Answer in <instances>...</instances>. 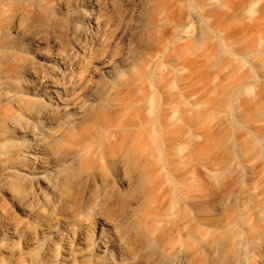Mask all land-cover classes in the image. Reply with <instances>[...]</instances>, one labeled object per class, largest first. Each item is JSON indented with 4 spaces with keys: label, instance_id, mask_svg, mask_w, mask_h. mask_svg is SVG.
I'll return each instance as SVG.
<instances>
[{
    "label": "rangeland",
    "instance_id": "374dc122",
    "mask_svg": "<svg viewBox=\"0 0 264 264\" xmlns=\"http://www.w3.org/2000/svg\"><path fill=\"white\" fill-rule=\"evenodd\" d=\"M148 2L155 23L93 115L27 150L0 132V264H192L219 247L228 264H262L264 0ZM19 3L0 0V12ZM14 51L0 46V64ZM30 97L0 74V116ZM42 175L66 195H50Z\"/></svg>",
    "mask_w": 264,
    "mask_h": 264
},
{
    "label": "bare ground",
    "instance_id": "6f19581e",
    "mask_svg": "<svg viewBox=\"0 0 264 264\" xmlns=\"http://www.w3.org/2000/svg\"><path fill=\"white\" fill-rule=\"evenodd\" d=\"M17 1L20 2L17 7L0 12V18H5L2 30L8 38L0 39V46L15 49L11 60L0 64V74L31 97L25 105L3 110L0 132L15 135L18 147L27 150L41 145L40 134L58 132L64 124L84 118L94 104L108 98V88L127 71L121 66L128 64L133 43L143 39L144 32L155 23L156 13L148 8V0H81L75 7L71 6L75 0H60L51 6L43 0ZM15 11L27 13L29 20L23 24L14 22L18 14ZM12 31L17 35L13 39L8 35ZM120 39L124 45L115 54ZM29 52L35 57H27ZM106 78L109 81L99 87L98 82ZM91 114L92 111L87 115ZM68 132L70 136L72 131ZM39 179L55 198L66 195L55 188L51 177L42 175ZM66 182H72L70 175ZM9 193L13 197L20 195L16 197L18 206L24 212H32V207L26 204L29 198L26 193ZM102 223L111 224L104 220ZM249 234L255 239L258 232ZM222 249L192 256V264H228L227 250ZM231 249L236 252L235 245ZM107 263L124 264L111 259ZM172 263L178 264L179 260ZM252 264L259 263L252 261Z\"/></svg>",
    "mask_w": 264,
    "mask_h": 264
}]
</instances>
